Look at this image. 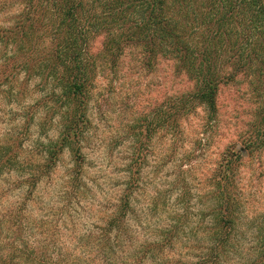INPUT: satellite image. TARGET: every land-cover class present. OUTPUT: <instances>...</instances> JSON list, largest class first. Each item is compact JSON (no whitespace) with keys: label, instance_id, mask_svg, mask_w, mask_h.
<instances>
[{"label":"trees","instance_id":"1","mask_svg":"<svg viewBox=\"0 0 264 264\" xmlns=\"http://www.w3.org/2000/svg\"><path fill=\"white\" fill-rule=\"evenodd\" d=\"M12 1L20 10L8 26H0V179L14 175L6 191L19 192L20 199L0 214V233L9 230L11 241L16 234L21 240L22 233L42 228L47 239L37 248L25 243L17 257L28 264H264V211L247 227V201L239 188L242 158L264 148V128L243 138L239 150L229 146L221 153L198 195L202 209L196 223L180 205L164 224L143 226L146 215L134 203L140 182L135 163L126 166L114 201L94 210L99 225L83 230L73 221L82 219L80 198L89 191L82 143L99 74L115 72L129 53L148 71L167 60L187 77L192 89L155 108L147 126L169 138L173 158L182 120L199 108L206 123L196 143L205 142L217 120L221 84L245 75L257 97L264 96V0ZM97 40L101 50L94 52ZM35 79L42 94L34 99L29 83ZM53 129L56 135L50 136ZM64 152L74 166L61 183L62 204L57 208L45 194L43 214L29 220L24 207L36 205L42 183L52 179ZM193 157H182L180 164ZM178 197L186 205L190 195ZM54 217L60 223L50 224ZM0 264L12 263L0 256Z\"/></svg>","mask_w":264,"mask_h":264},{"label":"rangeland","instance_id":"2","mask_svg":"<svg viewBox=\"0 0 264 264\" xmlns=\"http://www.w3.org/2000/svg\"><path fill=\"white\" fill-rule=\"evenodd\" d=\"M11 2L14 1L0 0V26H8L14 14L20 10L19 5ZM100 50L101 40H97L93 44V51ZM36 85L37 79L29 83V92L34 99L42 94V91L35 88ZM254 87L251 79L241 74L221 84L217 92V120L215 126L207 131L205 142L200 145L196 143L199 138H203L201 134L206 123L204 111L199 108L193 115L182 120V138L177 154L172 158L169 138L164 133L152 134L147 126L155 108L169 97L190 91L192 83L184 74L176 73L171 61L160 60L154 70L148 71L141 65L138 57L126 53L115 72L106 69L99 74L91 94L88 108L90 126L82 143L85 156L82 176L89 191L86 197L80 198L85 209L81 213L82 219L75 217L74 223L83 227V230L89 225H99L95 223L94 210L99 204L114 201L119 193L116 190L121 188L125 179L126 166L133 163L140 171L134 203L138 213L146 215L143 217L146 220H141L143 226L164 224L166 217H172L176 207L180 205L181 211L189 215L187 217L190 223H196L195 216L202 209L198 195L221 153L229 146L239 150L243 138L256 132L258 128H264V96L258 98ZM32 100L28 102L31 103ZM3 128L2 125L0 134L3 133ZM49 135L55 136L56 131L51 130ZM190 155L194 159L181 165V158ZM135 157L138 160L133 161ZM73 164L71 156L64 152L52 179L42 183L35 198L36 205L27 203L24 207L26 218H39L43 214L40 201L43 202L45 194H48L46 200L53 198L55 206L60 207L62 203L58 204V194L62 191L61 183L64 174ZM15 178L13 175L9 180L7 177L0 179V214L12 202L20 199L19 192L6 191L7 180L13 182ZM239 181L241 194L247 201L243 216L248 220L246 226L250 227V220L264 211V148L259 152L244 154ZM185 191L190 195L186 205L177 201L178 195ZM154 204L156 207H152L151 211ZM53 219L50 224L54 221L60 223L56 217ZM22 221L25 223L27 219L22 218ZM245 228L244 225L242 229ZM35 229L31 234L22 233L21 240L17 239L16 234V240L13 238L12 241L9 230H3L0 233V256L12 264H28L24 256L17 257V251L23 250L20 249L21 246L24 248L27 243L31 248H37L47 243L46 234L39 233L43 229ZM248 235L251 236L250 233L246 236Z\"/></svg>","mask_w":264,"mask_h":264}]
</instances>
